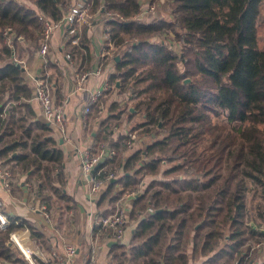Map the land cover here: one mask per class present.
Segmentation results:
<instances>
[{
	"label": "trees",
	"instance_id": "16d2710c",
	"mask_svg": "<svg viewBox=\"0 0 264 264\" xmlns=\"http://www.w3.org/2000/svg\"><path fill=\"white\" fill-rule=\"evenodd\" d=\"M165 1L168 19H137L142 0H92L90 9L97 22L113 16L105 30L120 57L108 80L112 93L102 100L103 120L94 123L98 107L87 117L97 130L95 139L116 152L107 164L121 173L106 186L98 208L107 214V203L119 195L142 192L130 203L128 218L137 222L131 247L118 243L109 254L114 264H221L223 259L234 264L249 255L250 241L263 236L251 211L263 219L264 48L258 27L264 0ZM75 2L0 0V167H17L28 182L36 180L40 199H48L50 190L68 209L73 200L65 193V151L54 128L32 107L34 92L15 47L22 40L34 49L44 31L40 17L62 22ZM79 42H89L84 28ZM134 99L142 122L131 131L141 129L147 140L131 150L120 146L125 132L113 137L114 121L123 128L121 115L128 110L123 104ZM128 112L129 121L135 113ZM212 116L236 124L237 135H215L203 144ZM249 192L259 199L255 208ZM21 221L32 238L44 239L39 227ZM19 228H0V262L28 264L10 241Z\"/></svg>",
	"mask_w": 264,
	"mask_h": 264
},
{
	"label": "crops",
	"instance_id": "0c3cea01",
	"mask_svg": "<svg viewBox=\"0 0 264 264\" xmlns=\"http://www.w3.org/2000/svg\"><path fill=\"white\" fill-rule=\"evenodd\" d=\"M153 16L154 15L150 13L145 19L148 20ZM67 28L68 25L62 23L54 30L50 41V50L45 59H43L36 50L31 51L32 48H28L27 45L22 42H20V47H24L21 49L22 53L21 55L16 54L17 59L22 63L23 76L34 92L31 103L38 119L43 121L44 117L41 105L39 101L35 99L36 81L41 78H47L53 86L52 93L54 102L56 104H64L67 112L66 130L68 136L71 138V144L70 142H64L60 134L54 130V136L57 139L59 138V144L65 151V176L67 183L65 193L73 200L70 204V209L65 206V209L62 211V208L60 206L58 207V212L61 210L63 213L58 214L57 219L62 221L61 218L63 216L66 218L62 223L58 222L57 219L55 220L49 207L48 209L51 213L50 219H46L44 213L38 209L35 211L31 210V196L34 194L33 192H35L38 197L37 188L32 190L31 181L28 182L26 177L20 174L17 167H13L17 169L16 173H13L10 168L6 167L9 164L0 167V170L6 169L10 172L12 171V181L8 189L3 185L0 178V200L2 201V210L4 214L9 219L18 221L22 219L23 221L31 222L39 227L44 235V239L42 240L32 238L29 227L25 223L28 232L26 236H24V243L33 251V264H35L34 261H38L40 264L54 263L53 253L64 255L65 246L70 241L77 240L89 243L95 233L92 227L93 217L98 213L104 214L105 212V210H100L98 208L99 200L92 203L88 199L85 182L79 175L80 159L79 154L74 150V145L84 149L93 142L103 144L100 139H95L97 130L95 128H90L93 124L87 125L85 123L83 109L90 96L94 92L101 90L104 85L108 84L109 77L114 72L113 61L117 54L114 53L115 47L109 42L108 35L105 31V24L98 22V24L90 29L86 26H82V28L87 30V39L89 42L86 43V45H82L79 42L82 31L79 32L78 28L75 27L76 32L72 33L69 32ZM67 55L71 57L68 59ZM44 61L46 63H44ZM84 73L87 74V79L83 81L84 86L79 87L80 76ZM111 93L112 91L109 95ZM121 97H119V99ZM105 98H107V95ZM109 102L110 100L108 103ZM131 110L135 113L133 108H131ZM115 123L114 121V124ZM123 124V128H119L115 124L116 132L113 140L116 139V136L119 135L120 132L126 133V129L131 127L129 121ZM91 129L94 130L93 133H90ZM111 134H114V131H112ZM117 139H119V137H117ZM120 175L115 181L121 177ZM115 187L117 192L122 189L121 184H117ZM38 202L46 203L45 199H40L39 197ZM126 203L125 209L128 216L132 204L131 198L127 199ZM107 214L109 213L107 212ZM136 225L137 222L130 221L128 218L126 233L122 240H114L111 235H107V238L101 239L102 245L99 254V264H114L109 254L111 246L119 243L123 244L128 249L131 247L132 231L135 230ZM19 229H22V227ZM256 251L259 256L254 264L260 263L259 259L264 256V247ZM87 255V251L78 252V254L71 259L70 264H86ZM223 260H225L224 263ZM223 260L221 264H226V259ZM27 262L28 264H32L29 260H27ZM0 264L11 263L1 261Z\"/></svg>",
	"mask_w": 264,
	"mask_h": 264
},
{
	"label": "built area",
	"instance_id": "2783aa9c",
	"mask_svg": "<svg viewBox=\"0 0 264 264\" xmlns=\"http://www.w3.org/2000/svg\"><path fill=\"white\" fill-rule=\"evenodd\" d=\"M146 1L147 8L141 7V12L137 16V19H145L149 12L154 8V6H150L148 4L149 0ZM92 6V0H76L74 5L69 8V13L64 18L62 22L54 23L53 21L49 20L46 17L41 16L40 19L43 21L44 25V33L43 37L39 42L37 53L45 59L49 48H50V40L53 35L54 30L62 23H67L68 31L69 32H76L75 27H82L86 26L92 28L98 22L101 24H106L107 21L112 19V15H106L104 19L96 21V17L93 16L90 12ZM150 9V11H149ZM106 34L108 32V28L106 27ZM5 35H8V31H5ZM71 56L67 55L69 59ZM44 63H46L44 61ZM87 79V74H82L80 76V83L79 87L84 86V82ZM120 79L117 80V84L119 83ZM52 84L48 81L47 78H41L36 81V91H35V99H37L41 105L43 111V117L46 123L51 125L54 130H56L61 139L67 143L71 141V138L68 136L67 133V112L65 110L64 104H56L54 102L53 93H52ZM114 86H110L108 83L104 85L101 90L94 92L90 98L88 99L87 103L84 106L83 114L85 123L89 125L91 122L88 123L87 117L91 113L93 107H98L100 109L99 116L95 119L94 123H99L103 120L102 116L105 111V106L102 103V100L108 97V92L110 89H113ZM131 110V109H130ZM126 143L129 149L134 148H142L146 143L144 139L139 136L138 131L134 132H126ZM154 137V136H153ZM71 144V142H70ZM74 150L77 151L79 154L80 159V177L83 179L86 185V194L88 195V199L94 203L97 202L99 198L104 194L106 186L109 184L110 181H115L120 172L118 169L110 168L111 165L107 164L108 162L112 161L116 155V152L112 147H106L101 143H90L88 147L81 149L80 147L74 145ZM113 163V162H112ZM106 164V167L103 165ZM0 178L3 182V185L8 189L10 187V183L12 181V174L9 170L1 169L0 170ZM32 194V204L30 208L32 211L40 210L44 213L46 219L51 218V213L48 209V206L44 202H38V197L35 192ZM142 194L141 191H127L117 203L116 208L112 213L107 215L104 214H96L93 217L92 227L95 231L94 235L90 239L89 243H84L80 241H70L65 246V254L59 255L57 253H53V260L54 263L52 264H70L71 259L78 254V252L87 251V260L86 264H99V254L101 249V239L103 235H111L114 240L120 241L124 238L126 233V224L128 223V216L125 209V205L122 203L126 199L133 200L134 198L140 197ZM89 201V202H90ZM149 213H153L154 210L149 208ZM264 218V217H263ZM19 225L22 229L15 230L10 234V241L13 243L25 256L27 260H29L32 264V251L28 248L29 253L25 252L23 249L20 248L18 239L24 241V236L28 232V228H26L25 223L9 219L2 210V201L0 200V228L2 230H7L11 225ZM248 221L246 225H250ZM262 229H263V236L258 240L254 241L253 243L250 242V253L246 258H240L235 261L234 264H247V261L251 254L264 247V220L262 221ZM225 260H223V263Z\"/></svg>",
	"mask_w": 264,
	"mask_h": 264
},
{
	"label": "rangeland",
	"instance_id": "374dc122",
	"mask_svg": "<svg viewBox=\"0 0 264 264\" xmlns=\"http://www.w3.org/2000/svg\"><path fill=\"white\" fill-rule=\"evenodd\" d=\"M20 2H22V1H20ZM165 2H166L165 0H162L160 2V4L157 5V6H154V8L151 11L149 9V11H150L149 13H151L152 15H154L151 19L155 20V19H158V18H165V19H168L169 18L170 15H169V11H168V9L166 7L167 3H165ZM146 4H147L146 1L142 0L141 7L142 8L145 7L144 9H146L147 8V5ZM151 19H149V20H151ZM77 28H78L79 32H81L82 29H83L82 27H77ZM88 29H90V28L88 27ZM67 30H68V28H67ZM258 31H259V39H260V41H259L260 42L259 43L260 48H264V2L262 3V6H261V16H260ZM43 33H44V31H43ZM51 39H52V37H51ZM20 42H22V40L17 42L16 47H15V53L21 55V53H22L21 49H23L24 47H20ZM25 45H27V47L30 48V49L32 48V46L30 44H28V43H25ZM38 45H39V43H38ZM38 45L35 46L34 49L32 48L31 51H33V50H36L37 51ZM116 49L117 48H114V53L117 52ZM49 50H50V48H49ZM48 53H49V51H48ZM48 53H47V55H48ZM119 84H120V81H119ZM35 91H36V89H35ZM111 91H112V89H110V91L108 92V94ZM136 102H137V99L136 100L134 99L132 101H129L128 103H124L123 105H125L128 108V110H130L131 108L134 109ZM133 105H134V107H133ZM128 110L127 109L124 110V113L121 115V123L122 124L123 123H126V122L128 123V119H129V118H127L128 117V114L127 113H129ZM131 112H132V110H131ZM130 120H132V121H130ZM130 120H129V124H130L131 127L127 128L126 131L132 133L133 131H131V129L134 128V127H136L137 125H139L142 122V115H141V113L140 112L139 113H135V115L133 117H131ZM115 122L117 123V121H115ZM207 128H208V132H207V136H206L207 140H206L205 143H203L205 145H207L209 143V141L214 138L215 135L216 136H218V135L228 136L230 138H232L233 135H235V136L237 135V130H236L237 125L236 124H230V123H228L227 119L224 116H219V117L212 116L211 117L210 124L207 125ZM136 131H138L139 136L142 137V139H144V141L147 140L144 137V135H140L141 129H138ZM144 134H147V133H144ZM153 134H155V132ZM152 135H149L148 138L151 139L152 138L151 137ZM123 141L124 140L121 141V145L120 146L123 145V143H124ZM167 166H168V164H165L164 165V167H167ZM6 167L10 168L13 171V173L14 172L15 173L17 172V169L16 168H13L12 166H9L8 165ZM145 180H146V183H145V185H146V184H149V181H151L152 179L150 177H148ZM29 181H31L30 184L32 186V190L35 189V188H37V182H36L35 179H30ZM142 186H144V184H141L140 187H142ZM45 196L48 197V199H45L46 205L50 208V210L52 212V215H53V217L56 220L58 218V214H62L63 213V212H61V210L58 212V207L60 206L62 208V211H63L65 209L64 207L66 206V204H65V202H60L59 203V201H57L56 197L53 195V193L50 190H46ZM121 196L119 195L120 198H121ZM119 199L117 201L115 200V202H113V203H110V204L107 203L108 208H107L106 211L108 213H112L114 211V209L117 206V203L119 202ZM258 201H259V199L257 197H254V194L253 193H250V192L248 193V202H249V205L252 208H255V206H256V204H257ZM125 202H127V199L122 203V205H125ZM57 203H58V205H57ZM251 212H252V223H254V224H261V226H262V221L264 220V218L262 220H260V218L256 217L257 216L256 215V212L253 209H252ZM61 219H62V221H64L66 218L63 216ZM57 220H58V222L62 223V221L60 219H57ZM78 238H79V236H78ZM250 242L253 243L254 241L252 240ZM248 245H249V243H248ZM18 251H19V249H18ZM254 256H255V251L252 254V256L249 257L250 258V261L252 260L250 262V264H254V262L256 261V259L258 258L259 255L256 258ZM261 261H264V256L259 259V262H261ZM34 263L35 264H40L38 261H34ZM248 263H249V260H248L247 264ZM123 264H127V262H124Z\"/></svg>",
	"mask_w": 264,
	"mask_h": 264
},
{
	"label": "bare ground",
	"instance_id": "6f19581e",
	"mask_svg": "<svg viewBox=\"0 0 264 264\" xmlns=\"http://www.w3.org/2000/svg\"><path fill=\"white\" fill-rule=\"evenodd\" d=\"M18 242H19L20 248L23 249L25 252L29 253V251H28L29 247L24 243V241H21V239H18Z\"/></svg>",
	"mask_w": 264,
	"mask_h": 264
},
{
	"label": "water",
	"instance_id": "95a60500",
	"mask_svg": "<svg viewBox=\"0 0 264 264\" xmlns=\"http://www.w3.org/2000/svg\"><path fill=\"white\" fill-rule=\"evenodd\" d=\"M115 59H116V61H118L120 59V57L116 56ZM186 82H189V81L187 80ZM117 85H119V83Z\"/></svg>",
	"mask_w": 264,
	"mask_h": 264
}]
</instances>
